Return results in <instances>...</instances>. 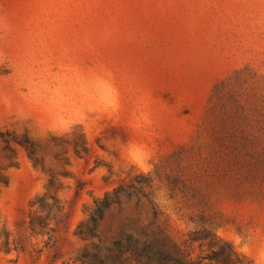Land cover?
I'll list each match as a JSON object with an SVG mask.
<instances>
[{"label":"rangeland","instance_id":"1","mask_svg":"<svg viewBox=\"0 0 264 264\" xmlns=\"http://www.w3.org/2000/svg\"><path fill=\"white\" fill-rule=\"evenodd\" d=\"M129 234L264 264V0H0V264Z\"/></svg>","mask_w":264,"mask_h":264},{"label":"trees","instance_id":"2","mask_svg":"<svg viewBox=\"0 0 264 264\" xmlns=\"http://www.w3.org/2000/svg\"><path fill=\"white\" fill-rule=\"evenodd\" d=\"M110 204L111 200L109 197H104L87 220L86 231L82 228V225H80L78 233L83 236H88L89 238L97 237L98 221L104 216ZM131 239L132 235L129 234L127 242L122 239H117L111 246L93 244L94 251L90 253L88 250H84L79 260L87 264H123L122 255L126 252H130L138 262L145 260V263L147 262L149 264H187L181 257L163 247L157 246L153 241L144 239L142 243L136 247L135 242H138V239H136L134 243L131 242ZM225 251L226 250L222 248L216 251V254H221ZM102 253H105V255H102Z\"/></svg>","mask_w":264,"mask_h":264}]
</instances>
